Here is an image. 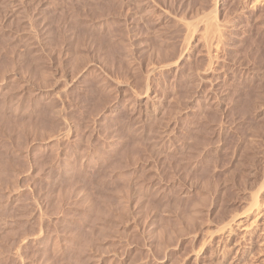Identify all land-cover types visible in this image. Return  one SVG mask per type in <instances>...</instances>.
<instances>
[{
	"label": "rangeland",
	"instance_id": "374dc122",
	"mask_svg": "<svg viewBox=\"0 0 264 264\" xmlns=\"http://www.w3.org/2000/svg\"><path fill=\"white\" fill-rule=\"evenodd\" d=\"M259 3L0 0V264H236L219 226L264 169ZM203 15L213 57L183 47Z\"/></svg>",
	"mask_w": 264,
	"mask_h": 264
},
{
	"label": "bare ground",
	"instance_id": "6f19581e",
	"mask_svg": "<svg viewBox=\"0 0 264 264\" xmlns=\"http://www.w3.org/2000/svg\"><path fill=\"white\" fill-rule=\"evenodd\" d=\"M255 2H260V3H263V5H264V0H255ZM260 5L262 6V4H260ZM213 7H212V10L214 11ZM206 14L209 15L210 13H206ZM208 15L207 16L203 15L200 18L198 17V19L195 20V22L193 21V23L192 22L190 23V21H189V23L184 22L183 21L184 19L181 21L183 24V27L185 28V33H186V37H187V38H185V40L186 39L187 40L183 41L184 44L183 43L182 44H183V47L186 49L188 46H190V40H192V38L195 35L200 33L202 40H204L203 47L205 46V49H204L206 51L205 54H208V56L213 57L212 56L213 51L214 50L216 51L219 48V46L221 45L220 44V42H221L220 38H222V37H221L220 29L221 30H223V29L219 27L221 24L218 25L219 24L218 20H215V21H217V23L213 20L214 16L212 18V16H208ZM221 27H222V25H221ZM201 37H199V39H201ZM202 40H200V41H202ZM184 48H183V50L180 51L181 53L179 54V56L182 55V51L184 52ZM179 56H178V58H179ZM180 58H181V56H180ZM215 58H217V57H215ZM211 61H212V59H211ZM174 63H177V62H174ZM174 63L172 64V62H169V64L167 63V65H165V67L168 66V67L173 68L172 66L175 65ZM163 67H164V65H163ZM156 68H159V67H153V69H150V70L153 71ZM263 118H264V106H261L257 111V119H259V121H260ZM256 121H257V123L254 124L253 129L258 132V131H260L259 128H261L260 127L261 123H259L258 120H256ZM245 179H246L245 180V182H246L245 186L246 187H245V189H243L245 191H244V195L242 198L243 199L242 204H241L242 207L239 209L237 208L236 210L233 209L232 211H230L228 213V215L225 218H223V220H221L222 225L219 224L220 225L219 230H220L221 234H220V239L218 242L224 243L222 249L232 250L233 253H235L233 258H234V262H236V264H241V263L244 264L245 263V262L244 263L242 262L241 256L244 252H247V251L249 252V254H252L251 259H253L252 257H254L255 260L251 261L248 259L250 262L246 263V264H264V169H261V171L260 170L252 171L250 174H248L247 178H245ZM224 191H222V192H224ZM257 243L261 247H259L258 250L256 251L254 247L256 246ZM244 254H246V253H244ZM225 257H226V255H225Z\"/></svg>",
	"mask_w": 264,
	"mask_h": 264
}]
</instances>
